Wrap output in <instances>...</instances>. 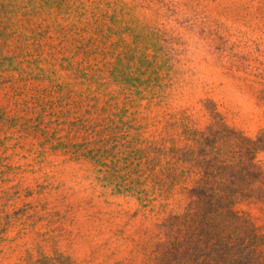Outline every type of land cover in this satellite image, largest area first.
<instances>
[{
	"label": "rangeland",
	"instance_id": "obj_1",
	"mask_svg": "<svg viewBox=\"0 0 264 264\" xmlns=\"http://www.w3.org/2000/svg\"><path fill=\"white\" fill-rule=\"evenodd\" d=\"M0 264H264V0H0Z\"/></svg>",
	"mask_w": 264,
	"mask_h": 264
},
{
	"label": "trees",
	"instance_id": "obj_2",
	"mask_svg": "<svg viewBox=\"0 0 264 264\" xmlns=\"http://www.w3.org/2000/svg\"><path fill=\"white\" fill-rule=\"evenodd\" d=\"M247 150H249L248 151V153H251V152H253L252 150H250V149H247ZM255 150V149H254ZM243 189H240L239 191H230V193L231 194H234V193H239V194H241L243 197H245V198H249V195H247V193H244V191H242ZM207 190H205V191H203V193H205ZM209 191V190H208ZM212 193L213 192H211L210 193V196H212ZM214 196H212V199L214 200V198H213ZM215 202H216V204H220V205H222V196H220L219 198H217L216 200H214Z\"/></svg>",
	"mask_w": 264,
	"mask_h": 264
}]
</instances>
